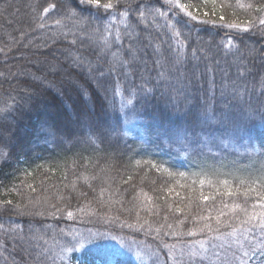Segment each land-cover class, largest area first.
Wrapping results in <instances>:
<instances>
[{
  "label": "trees",
  "instance_id": "1",
  "mask_svg": "<svg viewBox=\"0 0 264 264\" xmlns=\"http://www.w3.org/2000/svg\"><path fill=\"white\" fill-rule=\"evenodd\" d=\"M109 2L0 0V264H67L77 240L68 264H138L114 241L151 264H264V231L230 212L264 210V0H181L196 20L156 23L136 8L162 0Z\"/></svg>",
  "mask_w": 264,
  "mask_h": 264
},
{
  "label": "snow or ice",
  "instance_id": "2",
  "mask_svg": "<svg viewBox=\"0 0 264 264\" xmlns=\"http://www.w3.org/2000/svg\"><path fill=\"white\" fill-rule=\"evenodd\" d=\"M208 2H211L212 5H213V9L214 11L216 10V0H205V3H208ZM80 3L81 4H95L98 8H103L105 10H108V9H113L114 8V5L113 3L109 2V3H104V4H101L100 3V0H80ZM141 3H142V0H141ZM162 7L166 6L167 7V11L166 12H163L161 11V9L159 7H152V8H149L147 5H145L143 7V9L140 8V6L138 5L137 8H136V11L139 12V20L142 21L144 19H146V14H149L151 15L152 17V22L153 23H156V20H157V17H164V18H168L169 16V13H171L172 15H179L180 13H182L184 16L190 18L191 20H196L197 17L193 14V11L190 10L191 6L189 4H186V3H182L181 0H162ZM53 8L55 6H52ZM126 7H131L130 4L126 5ZM70 15L73 16V17H76L77 16V12L72 10V9H69L68 10ZM196 11H199V9H196ZM43 12L45 14H47L49 12V8L48 7H45L43 8ZM123 15L127 16L128 13L125 12L123 13ZM204 15H208V13H204ZM220 19L223 20L224 17L223 15L220 16ZM57 23H59V21H57ZM261 24H264V20H261L260 21ZM45 25L44 23H40L39 24V27L43 28ZM169 28H171L173 30V33L175 36L179 37L181 35V32L177 31L176 28H175V25L169 23L167 25ZM126 27L130 28L131 25H126ZM227 27L229 28H236V27H239L238 24H235V23H230L227 25ZM247 30V29H245ZM117 39H119V34L117 35ZM178 43H180L178 41ZM112 42H110L107 38H105L104 40V48L106 50H111L112 48ZM131 51V50H129ZM112 55L115 57L117 54L115 52L112 53ZM176 62L179 63V54L177 55V58H176ZM121 65H123L125 62L124 61H120ZM101 75H103V73H101ZM78 90L80 91V94H81V99H82V102L85 100L86 98V90L84 89H81L80 86H78ZM255 111V109H252L251 107L247 108V109H241L240 113L238 114L237 118H236V122L239 123V122H242L243 120H245L247 117H249L253 112ZM0 114H3V115H0V121H2L3 119H6L7 117V111L6 109H0ZM74 116H75V120H74V123L77 124L78 127L81 128V130H83L84 128H88L90 131L88 133V135L86 136V139L89 141V142H94L91 140L92 137H96V139H100V135L99 133L96 131V129L94 128L93 126V123H92V119H91V116H90V112H89V109L87 108V105L84 104L83 107L81 108L80 112L79 113H74ZM48 131L50 132V134H55V130L52 129V128H49ZM0 152H2V150H0ZM3 155H7V153H3ZM85 179H87V177H85ZM205 183V181L203 179L200 180V185L203 186ZM223 183L225 185L228 184V181H223ZM227 194L229 196H232L234 195V193L229 189L227 191ZM202 199H204L205 201H207L209 199L208 196H202ZM264 199V198H262ZM225 207H227V205H225ZM260 208L261 209H264V203H261L260 205ZM236 209H240V211L243 213V219H240V224L241 225H244V226H247V225H252L254 227H258L260 228L262 231H264V210H261V211H254L252 213H249L246 209L244 208H241V206L239 204H236L234 205L231 209H230V212H235ZM177 211H180L179 208L176 209ZM224 213H220L219 215L216 216V224L218 226H221L222 223L223 225H228V221H223L221 222V219H220V215H223ZM72 212H68V216L69 217H72ZM258 218L259 220V223L258 224H253L254 221H256ZM202 219H207L206 217H202ZM145 223H147V221H145ZM143 226V225H141ZM168 227H171V225H168ZM205 229H207L209 232H212V231H219V227L217 229H213L212 225L210 224H207L205 223L203 225V227L199 228L198 231L199 232H204ZM236 228H233V232L232 234H235L236 232ZM250 230L249 228L245 227L244 228V231H248ZM159 231V229L157 230ZM173 235H179V233H172ZM187 235L191 236V235H195L194 232H188ZM75 239V238H74ZM69 243H71V241H69ZM77 244H80V246L82 247L83 245L81 244V242L79 240H77V242L75 244H72L71 248H68L67 250L68 251H73L76 249V246ZM201 248L204 247V245L201 243ZM165 247H168L167 245H165ZM253 254H255V250H253ZM264 254V253H262ZM153 255H155V253H153ZM193 255H195V253H193ZM137 256L139 257L140 254L137 253ZM242 256L243 257H248L249 256V252L248 251H244L242 253ZM240 264H246V262L241 259L240 260Z\"/></svg>",
  "mask_w": 264,
  "mask_h": 264
},
{
  "label": "rangeland",
  "instance_id": "3",
  "mask_svg": "<svg viewBox=\"0 0 264 264\" xmlns=\"http://www.w3.org/2000/svg\"><path fill=\"white\" fill-rule=\"evenodd\" d=\"M123 242H125V241H123ZM110 245L112 246V247H110L111 251L118 253L122 256L127 255L128 257H130L132 260H134L138 264H151L152 253H151L150 249H149V255L147 256V254L145 253L143 248L141 246L137 245L136 243H130L129 242V243H127V245H125L121 242L114 241ZM147 247H148V245H147ZM67 252H68V250H66L63 253L61 258L63 259V261L65 263L68 264V261L66 260ZM137 253L140 254L139 257L137 256ZM245 258L247 260L248 257H245Z\"/></svg>",
  "mask_w": 264,
  "mask_h": 264
}]
</instances>
